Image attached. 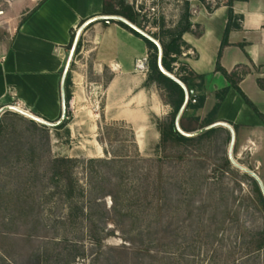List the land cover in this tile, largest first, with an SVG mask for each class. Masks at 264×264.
<instances>
[{
	"label": "trees",
	"instance_id": "16d2710c",
	"mask_svg": "<svg viewBox=\"0 0 264 264\" xmlns=\"http://www.w3.org/2000/svg\"><path fill=\"white\" fill-rule=\"evenodd\" d=\"M190 1L185 0L184 13L174 29L150 36L158 45L122 21H97L104 23L105 27L107 24L120 26L142 40L148 48V72L141 88L149 90L155 87L163 103L171 108L165 118L153 116L159 139L152 158L143 159L137 152L132 157L113 155L110 160L90 159L84 162L62 157L51 158L47 127L39 126L35 121L13 112H5L1 116L0 236L9 240L24 230L30 239L47 230L40 216L44 201H57L67 209L66 221L62 223V235L42 239L30 254L28 264H75L77 258L87 255L84 246L79 245L84 240V229L85 236L100 247L101 242L114 233L104 232V226L108 222L121 228L123 239L134 247L133 253L139 264H153L146 263L145 257L158 259L156 264L197 263L200 253L196 252V248L198 243L202 246L203 242L199 229L195 230V233L187 234L189 237H182L176 232L173 246H179L178 240L181 237L184 239L179 256H172L168 245L160 244L156 231L161 225L166 228L170 222L166 218L173 204L176 211L185 206L184 211L193 213L195 197L200 194L203 184L207 181V176H201L200 173L206 171L209 161L217 164L214 172H219L221 176L231 173L230 157L221 154L231 145L232 135L225 127H215L193 137L184 134H195L218 123L217 114L230 89H234L241 96L263 125L264 115L240 89L242 77L236 73H228L220 64L223 50L229 45V34L240 30L243 21L242 16L235 14L233 6L235 3L248 1L226 0L228 22L217 56L215 72L227 81L228 86L217 91L213 108L205 119L201 121L199 117H195V113L205 105L206 77L196 74L182 61L184 50L187 49L183 36H199L197 31L194 32V28L198 29V26L194 27L191 23ZM198 1L209 12L220 6L219 3L212 8L206 0ZM101 16L121 17L142 30L140 13L124 1L120 3V8H115L104 0V12ZM73 41L72 35L70 47ZM79 47L80 45L75 54L79 52ZM167 74L178 80L185 89ZM257 83L264 90L260 79ZM71 85L69 70L65 80L67 100L70 97ZM186 97L188 100L185 105ZM183 107L177 125L176 120ZM21 121L25 124L19 127L18 122ZM229 125L235 133L233 153H236L239 144L236 133L240 127L231 123ZM79 166L87 175V185H83L77 177L76 170ZM246 178L252 183L256 205L264 213V196L258 182L252 176ZM9 186L11 188L7 190ZM212 193L215 194V191L210 192L211 196ZM107 197L112 201L110 209L105 205L104 200ZM220 201L224 204L227 202L222 195ZM86 208L89 209L87 213ZM243 236L239 249L229 250L217 264H237L236 261L242 257L264 250V229L256 233L244 232ZM158 248L162 250L161 257L152 256V252ZM10 251V246H0V264H20L18 254L12 255ZM100 254L92 259V264L102 262Z\"/></svg>",
	"mask_w": 264,
	"mask_h": 264
},
{
	"label": "rangeland",
	"instance_id": "374dc122",
	"mask_svg": "<svg viewBox=\"0 0 264 264\" xmlns=\"http://www.w3.org/2000/svg\"><path fill=\"white\" fill-rule=\"evenodd\" d=\"M27 1L19 6V0H0L1 33H6L8 26L13 27L16 23H21L25 18L21 12L29 13L31 8L41 0L33 4L31 8V4ZM76 1L84 6V9L93 8L97 3V0ZM106 1L115 8H120L122 1L133 6L141 16V31L148 36L174 29L179 24L185 9V0ZM100 2L101 13H103L104 0ZM224 2L227 1L206 0V3L212 8ZM116 26L118 25L107 24L105 27L104 23L93 21L87 26L83 25L73 31L74 41L69 47V51H72L76 41V49L79 45L80 47L77 54L74 52L69 69L71 70L72 85L68 100L65 92L66 117L58 126L47 127L51 158L62 157L84 162L90 159L110 160L113 155L132 157L136 152L143 159H150L154 156V147L159 139V134L153 123V116L165 118L171 108L163 107L166 105L155 87L149 90L141 88L147 76L149 63V51L145 43L120 26ZM185 52L187 49L184 50ZM144 59L147 60V69L145 71L137 70L138 62L135 63V60L142 61ZM182 59L184 58L182 57ZM110 61L120 65L119 94L124 92L127 87H132L137 84V81H140L138 91H144L146 94L140 102V111H134V113L130 111V102L126 96L119 95V99H117L116 95L106 94V87L114 77L111 69L115 65H112ZM123 70L131 71L133 74L123 75ZM255 75L264 86V69L255 68ZM238 76L242 77L244 73L238 74ZM256 77L252 75L246 77L241 89L258 111L264 115V91L259 87ZM153 92L163 104L162 108L157 109L159 111L157 114L150 109ZM118 101L119 111L115 109ZM212 106L213 101H208L204 109L195 113V117H199L202 121ZM246 109V115L250 120L242 123L244 126L237 130L239 144L236 153L230 154V146H228L225 148V153L221 154V156L230 157L231 173L221 176L219 172H214L217 164L209 161L206 171L200 173L201 176H207V181L203 184L200 194L195 197L193 213L184 211L185 206L176 211L175 204H173L166 218L170 222L166 228L163 225L158 227L156 235L159 242L168 245L167 248L170 249L172 256H179L182 253L181 245L184 241L182 237H189L187 234L195 233V230L199 229L203 242L202 246L198 243L196 248V252L200 253L197 256L196 264H217L218 260L222 259L229 250L239 249L244 232L256 233L264 229V213L256 205L252 183L246 178V176L257 177L264 188V125L248 106ZM227 112L230 114L229 107L221 115L223 119L229 118V115H226ZM133 114L139 115L137 124L133 125L128 121L121 120ZM117 117L119 120L115 121L114 119ZM24 124L23 121L18 122L19 127ZM37 124L43 126L40 123ZM76 173L81 183L87 185V175L81 166L77 168ZM10 188L11 186L7 190ZM213 190L215 194L212 193L211 196L210 192ZM221 195L227 201L226 204L220 201ZM104 201L106 208L110 209L111 198L107 197ZM85 212H89V209L86 208ZM1 216L0 214V218ZM40 216L46 224L47 230L40 232L38 237L29 239L28 233L24 230L9 240L0 236V246H10V253L18 254L20 264H28L30 254L42 239L50 238L52 235H62L64 229L62 223L66 221L67 209L57 201H44L40 208ZM104 227L106 228L104 232L113 231L114 233L106 237L100 247L85 236L84 229V240L78 243L84 246L87 255L84 258H77L75 264H92V259L100 253H102L100 254L102 260L100 264H139L138 258L133 253L134 247L123 239L121 228L115 227L111 222L105 224ZM176 232L182 235L178 240L179 246H173ZM60 237L58 236V238ZM161 255L160 248L152 252V256L161 257ZM235 258L238 257L235 256ZM157 261L158 259L145 257L146 263L156 264ZM236 262L237 264H264V250L242 257Z\"/></svg>",
	"mask_w": 264,
	"mask_h": 264
},
{
	"label": "crops",
	"instance_id": "0c3cea01",
	"mask_svg": "<svg viewBox=\"0 0 264 264\" xmlns=\"http://www.w3.org/2000/svg\"><path fill=\"white\" fill-rule=\"evenodd\" d=\"M26 1L19 0V6ZM100 1L97 0L96 5L89 9H84L76 0H41L32 8L38 1H27L32 10L26 14L21 12L24 20L13 27L8 26L6 33L0 32V111L20 102L26 111L45 121L54 123L62 119V80L71 56V36L83 22L85 25L89 20L101 16ZM190 6L191 23L194 27L198 26L194 32L198 31L199 36H183L187 52L183 53L182 61L196 74L206 77L205 105L210 100L214 105L217 91L228 86L227 81L215 72L228 22V7L224 2L209 12L197 0H191ZM233 10L243 17V21L240 30L229 34V45L223 50L220 64L228 73H244L239 83L241 89L246 77H256L255 68L264 69V0L238 2ZM110 63L115 65L111 69L114 77L106 87V94L116 95L117 99L119 95L126 96L130 111H140V102L146 95L144 91H138L140 81L119 94L120 65L114 61ZM122 74L127 76L133 72L123 70ZM152 95L150 109L157 114V109L162 108L163 104L154 92ZM239 98L241 96L234 89L229 90L217 114V122L243 127L242 123L250 120L246 115L247 105ZM227 107L230 114L227 112L226 115L229 118L223 119L221 115ZM115 109L119 111V101ZM138 116L133 114L121 120L134 125L138 122ZM114 120H119V117Z\"/></svg>",
	"mask_w": 264,
	"mask_h": 264
},
{
	"label": "water",
	"instance_id": "95a60500",
	"mask_svg": "<svg viewBox=\"0 0 264 264\" xmlns=\"http://www.w3.org/2000/svg\"><path fill=\"white\" fill-rule=\"evenodd\" d=\"M98 20H116V21H122V22L126 23L128 26H130L132 29H134L135 31L139 32L141 35H143L144 37L148 38L149 40L153 41L155 44L158 45V43L155 40H153L150 36L144 34L141 30H139L138 28H136L135 26H133L132 24H130L129 22H127L126 20H124L121 17H116V16H109V17L99 16V17H96V18H93V19L89 20L84 26H87L91 22L98 21ZM76 45H77V41H76V43H75V45H74V47H73V49L71 51V56H70V59H69L67 68L65 70V73H64V76H63V80H62V101H63V116H62V120H60L57 123H51V122L45 121V120H43L41 118H38V117H36V116H34L32 114H29V113H26V112H23V111H19V110H15L12 107H7V108L1 110L0 111V118H1L2 114L5 113L6 111H12V112L18 113L20 115H23V116H25L27 118H30L31 120L35 121L36 123H40L41 125L46 126V127L54 128V127L58 126L65 119L66 114H67L66 105H65L66 104V102H65L66 101L65 100V80H66L67 74H68L69 69H70V65H71V62H72L73 54H74L75 49H76ZM168 76L171 79H173L174 81H176L180 86H182L185 89V87L178 80H176L173 76H170V75H168ZM187 100H188V97H186L185 105L187 103ZM185 105H184V107H185ZM184 107H183L182 111L179 113V115L177 117V120H176V124L177 125H178L179 119L181 117V114H182V112L184 110ZM215 127H225V128H227L231 132L232 141H231V145H230V154L233 153L234 143H235V133H234L233 129L231 128V126L229 124H227V123L218 122V123H216V124H214V125L206 128V129H203V130H201V131H199V132H197L195 134H191V135L184 134V135L185 136H189V137L197 136V135L202 134V133H204V132H206V131H208V130H210L212 128H215ZM253 178H255V180L258 182V184H259V186L261 188V191L263 193V196H264V188H263V185H262L261 181L257 177H255V176H253Z\"/></svg>",
	"mask_w": 264,
	"mask_h": 264
},
{
	"label": "built area",
	"instance_id": "2783aa9c",
	"mask_svg": "<svg viewBox=\"0 0 264 264\" xmlns=\"http://www.w3.org/2000/svg\"><path fill=\"white\" fill-rule=\"evenodd\" d=\"M146 66H147V60L146 59H144V60H142V61H140V62H138L137 64H136V68H137V70H139V71H145L147 68H146ZM193 103H195V101H193ZM12 108H14L15 110H19V111H23V112H26V113H29L28 111H26L25 109H24V107H23V105H22V103H20V102H16L13 106H11ZM12 112V111H11ZM30 114V113H29Z\"/></svg>",
	"mask_w": 264,
	"mask_h": 264
},
{
	"label": "bare ground",
	"instance_id": "6f19581e",
	"mask_svg": "<svg viewBox=\"0 0 264 264\" xmlns=\"http://www.w3.org/2000/svg\"><path fill=\"white\" fill-rule=\"evenodd\" d=\"M33 1H35V2H36V1H39V0H33Z\"/></svg>",
	"mask_w": 264,
	"mask_h": 264
}]
</instances>
